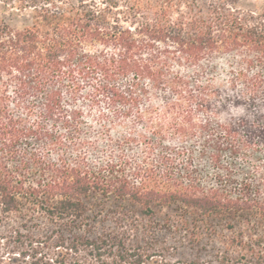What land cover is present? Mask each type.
<instances>
[{"label":"trees","instance_id":"trees-1","mask_svg":"<svg viewBox=\"0 0 264 264\" xmlns=\"http://www.w3.org/2000/svg\"><path fill=\"white\" fill-rule=\"evenodd\" d=\"M19 1L32 10L30 24L16 28L0 18V264H82L81 252L93 264H174L94 233L108 198L147 216L154 205L179 204L181 227L196 240L203 229L218 233L214 221L225 223L234 236L222 238V264L233 260L232 246L246 260L263 258L264 238L253 241L247 223L254 217L264 224V171L254 158L264 151V7L244 10L239 0ZM223 56L230 57L227 80L218 84ZM80 97L97 112L107 140L110 159L98 166L87 157L97 141L83 131ZM130 115L132 132L115 142L112 127ZM167 138L198 142L197 157L208 161L213 179L198 180L192 148H170ZM132 141L146 147L139 164L115 154ZM236 158L259 178L236 180ZM107 238L115 242L106 246Z\"/></svg>","mask_w":264,"mask_h":264},{"label":"rangeland","instance_id":"rangeland-1","mask_svg":"<svg viewBox=\"0 0 264 264\" xmlns=\"http://www.w3.org/2000/svg\"><path fill=\"white\" fill-rule=\"evenodd\" d=\"M72 3H77L78 0H68ZM239 5L244 10H260L264 7V0H239ZM31 8L21 7L19 0H0V18L7 22L12 27L22 28L31 22ZM230 57L223 56L216 59L217 65L219 66L217 73L215 74L216 83H225L227 76L223 75V70L226 68L227 60ZM182 69L180 66H174L173 70ZM185 71V69H182ZM188 76L191 75V71L185 72ZM85 94H82L84 96ZM83 97H80V108L82 109V128L83 131L87 132L90 136L89 140L97 141V149L90 150L87 157L91 165L98 166L103 161L109 160L108 149H106L107 140L102 135H99L100 126L96 123L95 118L97 112L90 110L85 103H82ZM149 102L153 104L157 109L161 111V100L157 96L150 97ZM142 108H146L143 105ZM162 112L157 111L156 115H161ZM196 118L204 119L205 115L196 114ZM133 116H128L123 122L112 127L111 134L112 139L116 142L119 137L129 136L132 132V121ZM215 122H221L219 119H214ZM165 146L170 148L179 149L182 147H191L194 156V167L198 172L197 179L202 183L210 182L215 175V171L211 168L206 159H200L198 156L200 146L198 142L194 140H188L187 143L180 142L177 138H167L163 142ZM116 155H120L130 163L135 162L139 164L146 156L145 144L132 141L131 143H121L119 151L115 152ZM55 155V154H54ZM53 155V156H54ZM55 158V157H53ZM152 158V157H151ZM153 158L157 159V155ZM254 158L260 165L261 170L264 171V151L261 153H255ZM222 162L225 165L233 162L231 156L226 153L222 156ZM234 164L238 168L235 179L240 181L242 178L248 176L253 179H258L259 174L249 165L244 163L240 158L234 160ZM120 204L121 216L115 217L113 212L116 210V205ZM155 211L154 215L147 216L139 212L140 207L132 204L131 202L116 203L112 198L105 200L104 218L93 221L94 233L96 234H114L117 236L115 240L117 244L122 243L126 247L136 246L140 248L141 252L151 256V259H164L167 262L174 264H183L187 260L197 259L201 264H222L220 263L221 254H226L225 247L227 246L222 238L233 240V233L230 229H226L228 225L222 222L218 224L216 221L213 222V228L218 230V233L209 235L205 229L200 230L201 237L197 236L198 239H194L191 232L188 231L187 227L184 229L181 225V216H179L183 210L179 204H173L170 208H160V206H153ZM38 219V223L42 226L43 219ZM12 222H18L16 219H11ZM203 226L202 224H200ZM247 227L255 229V234L252 237L254 241L256 236L264 238V224L257 225L256 219L251 218L250 222L247 223ZM4 225L0 224V233L6 232ZM244 228L240 223L234 227L237 232ZM202 229V227L200 228ZM110 238H107V245L109 246L112 242H115ZM245 242L249 241L244 239ZM249 242H247L249 244ZM262 253L264 254V241L262 242ZM228 252L233 257L228 264H264L263 258L247 259L242 258L239 254L238 247L232 246ZM144 250V251H142ZM244 252V251H241ZM51 253V252H48ZM81 252L79 257L84 260L82 264H93L95 259L90 252ZM106 255L110 254L108 249L103 252ZM8 258V253H4ZM12 255V254H11ZM10 255V256H11ZM14 262H19L20 257L18 253L12 255Z\"/></svg>","mask_w":264,"mask_h":264}]
</instances>
